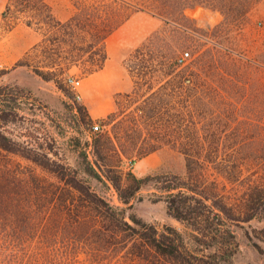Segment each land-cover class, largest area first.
<instances>
[{
  "label": "trees",
  "instance_id": "1",
  "mask_svg": "<svg viewBox=\"0 0 264 264\" xmlns=\"http://www.w3.org/2000/svg\"><path fill=\"white\" fill-rule=\"evenodd\" d=\"M258 1L204 3L220 9V24L230 29ZM130 5L125 0L90 25L81 24L79 13L70 26L56 20L62 35L87 42L86 48L77 47L89 53L86 71L103 67L105 39L128 19L125 8ZM135 5L164 25L126 60L132 88L119 93L115 109L102 118L110 128L94 135V158L83 156L86 176L0 130V264H229L237 246L233 227L264 217V121H233L244 111L238 103L262 104L264 110V78L258 76L264 67L256 57L244 61L243 52L221 41L217 30L209 33L206 47L190 35L199 53L181 62L189 33L200 31L182 21L184 9L175 13L171 0H136ZM53 41L66 39L56 35ZM61 54L56 51L55 60L31 65L33 71L59 85V74L75 63L72 51ZM59 58L66 66H59ZM19 64L30 66L23 60ZM244 66L252 67V73L245 74ZM8 89L17 87L0 85V94ZM15 107L11 112L1 108L0 119L15 120ZM165 147L184 156L183 175L137 176L124 168L126 159ZM86 177L110 183L120 204L97 192ZM150 182L162 191L154 192L153 199H165L168 212L188 231L159 228L127 213ZM259 233L264 239V228Z\"/></svg>",
  "mask_w": 264,
  "mask_h": 264
},
{
  "label": "rangeland",
  "instance_id": "2",
  "mask_svg": "<svg viewBox=\"0 0 264 264\" xmlns=\"http://www.w3.org/2000/svg\"><path fill=\"white\" fill-rule=\"evenodd\" d=\"M124 1L8 0L7 5L0 11V50L7 59L0 67V85L17 87L15 91L8 89L0 94V109L4 108L11 112L16 106V110L19 111L13 121L4 122L0 119V130L15 140L48 152L53 158L78 169L82 176H86L83 172V156L94 158L92 148L94 135L110 128V125L104 124L102 118L115 109L116 99L121 98L118 97L119 93L128 92L132 88L133 78L128 72L126 60L135 48L153 31L160 29L164 22L149 11L138 8L135 5L136 0H127L131 3L129 8H125V13H128L129 17L105 39L107 58L103 67L92 73L86 71L84 67L85 58L89 53L77 49V47L86 48L87 42H72L68 35H62L63 26L55 23L56 20H60L63 23L67 22L69 26L75 24L76 21L71 19L79 13L77 15L82 19L81 24L90 25L93 20H101L106 10L120 6ZM204 1L171 0L172 10L175 13L180 14L184 9L186 17L182 21L200 30L196 32L191 29L192 32L187 37L184 48L190 52L187 61L199 53L196 52L190 35H194V39L197 38L206 47L212 40L209 33L217 30L222 34L221 41L228 45L233 44L232 46L243 52L244 61L256 57L264 67V26L257 25L258 20L264 19V0L253 4L245 17L237 18L234 21L236 25L230 29L220 24L224 19L222 11ZM228 2L230 0H227ZM189 3L192 5L188 6ZM173 25L176 23L174 22ZM27 34L31 39L35 38V41L17 56ZM198 34L200 39L196 37ZM56 35L63 36L66 42L61 44L54 42L53 38ZM98 46L99 44L96 45ZM56 51H61V55L64 56H70L72 51L75 59V63L59 74V85L54 80L43 79L31 67L55 60ZM21 60L29 63L30 66L20 65ZM57 62H61L59 66L67 64L66 60L60 58ZM243 70L247 71L245 74L252 73V67L248 69L244 66ZM248 76L253 77L252 74ZM258 76L264 78V70L260 71ZM70 77L80 78L81 84L74 87L68 81ZM247 82L246 88L251 86L250 81ZM249 92L250 89L247 90L245 97L251 95ZM77 93L80 94V98ZM262 97L263 94L260 98ZM7 103L13 107L6 105ZM79 106L83 107V112H80ZM237 106L244 111H239L238 118L233 120L235 123L264 121L262 104L238 103ZM246 107H255L258 110L248 112ZM87 114L92 117V121L87 119ZM94 124L100 125L98 131L93 128ZM124 168L131 170L137 176L183 175L185 159L181 153L165 147L141 158L126 159ZM89 181L97 192L113 203L120 204L117 193L110 183L96 179ZM154 192L162 194L153 182L146 184L133 199L127 213H135L159 228L173 225L183 232L188 231L181 221L168 212L165 199H153ZM262 228H264V217L254 218L250 222L233 227L237 246L229 264H264V239L259 233Z\"/></svg>",
  "mask_w": 264,
  "mask_h": 264
},
{
  "label": "built area",
  "instance_id": "3",
  "mask_svg": "<svg viewBox=\"0 0 264 264\" xmlns=\"http://www.w3.org/2000/svg\"><path fill=\"white\" fill-rule=\"evenodd\" d=\"M257 25L259 27L264 26V19H260L257 21ZM190 58V52L189 51H184L182 52V54L179 57V61L181 62H186L188 59ZM2 66V63L0 62V67ZM68 81L74 86L77 87L81 84V80L80 78H74V77H70L68 78ZM77 96L80 98V94L77 93ZM93 128L98 131L100 129V125L99 124H94Z\"/></svg>",
  "mask_w": 264,
  "mask_h": 264
},
{
  "label": "crops",
  "instance_id": "4",
  "mask_svg": "<svg viewBox=\"0 0 264 264\" xmlns=\"http://www.w3.org/2000/svg\"><path fill=\"white\" fill-rule=\"evenodd\" d=\"M8 0H0V11H2V9H4V7L7 5ZM35 41L34 39H31V36L29 34H27V37L24 39V44L22 45L21 51L20 53H18L17 56H20L22 54V52H24L25 50H27L28 47H30ZM7 61L5 54L0 50V62L5 63ZM95 81V80H92ZM153 153V152H152Z\"/></svg>",
  "mask_w": 264,
  "mask_h": 264
}]
</instances>
